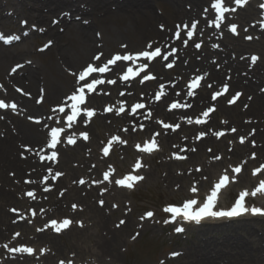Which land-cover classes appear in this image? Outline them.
<instances>
[{"label": "bare ground", "instance_id": "1", "mask_svg": "<svg viewBox=\"0 0 264 264\" xmlns=\"http://www.w3.org/2000/svg\"><path fill=\"white\" fill-rule=\"evenodd\" d=\"M206 2L207 0H6L5 5L2 6L4 2L0 0V23L2 21L10 23L14 21L15 16L9 15L7 10H14L17 15L28 19L29 22L35 25L48 26L51 17L59 18V25H49L42 37L33 34L34 36L30 40H24L23 43L11 47L0 44V79L7 91L5 95L11 97L19 105L18 115L0 113V116L3 117V119H0V243H11L14 230L22 231V237L27 241L25 231L31 230L27 223L15 224V217L6 211L5 207L14 203L20 208H33L36 206L39 209L43 207L45 209L38 214L40 220L43 219L46 213L53 212L58 215L68 213V218L75 219L77 217L78 219H85V221H95L97 227L99 226L101 230L105 231V236L95 244L92 253L99 263H115L117 261L116 247L126 241L128 231L133 226L136 227L137 222H133L132 218H127V223L121 230L112 229L116 211L109 205V201H121V195L126 191L116 185L115 187L113 183H107V193L102 196L107 200V204L103 208L95 205L94 200L100 194L98 193V186L93 181L98 179L100 169L107 165L111 156L98 155L95 149L98 144L109 141L111 133L116 132L121 127L120 122L128 123L129 119L102 113L98 116L96 123L91 125L79 124L72 127L67 125V134L79 138L78 131L87 132L90 139L86 142L80 140L78 144L72 147L62 145L59 149L60 162L55 165L41 161L38 157V151H49V148H47L49 139L46 125L60 118L59 114L52 111L51 104L62 102L68 96L67 92L74 91L75 79L68 76L67 70L80 67L88 62L96 51L104 52V56L109 55L118 49L120 42L127 43L133 48L144 45L149 37L160 40L165 44L173 43L172 38H169V31L173 28H179L182 23L192 21L194 18L200 20L196 39L199 37V40H202L209 31L208 27H205V21L212 17L210 10L205 12L203 9ZM187 7H190V9L188 10ZM156 8H161L165 14L160 16L158 12L154 11ZM62 13H69L70 17L64 16L61 18ZM258 13L259 11L254 5H249L248 8L236 16V21L241 24L243 22L247 23V19L257 17ZM84 21L89 23L86 24ZM160 25L163 26V29L159 28ZM61 29L63 30L61 31ZM252 31L254 32V40L251 43L241 42L228 35L222 41V47L219 50L209 49L210 44L215 41L212 39L207 41L205 51L202 54H197L196 50L189 47L188 44L187 46L181 45V61L176 67L178 75L187 76L191 71L197 70L206 76L209 84L214 85L221 82L225 74H230V85L245 92L251 108L245 112L237 106L228 107L223 100H220L218 102L217 117H212L209 125L203 127L184 125V121L188 117L198 114L201 107L210 103L209 91L203 89L196 98L188 101L187 104H191L188 111L169 112L164 101L166 98H173L176 95L175 89L181 90L183 84L179 83L176 88L169 86V93L161 103L156 104L153 102L149 105V108L153 110L155 117L158 119L176 123L183 122V129L180 133L162 132L160 143L165 154H167V151L177 148L180 143H183L184 146L195 144L193 135L196 130L203 131L204 129L207 130V127H221L222 124L218 117L227 118L234 124L233 126L239 128L240 132L250 137L251 134L247 131L248 125L243 122V117L248 116L258 119L257 124L252 125V128L256 129L252 139L256 138L259 141L258 160H264V94L259 91V86L264 85V67L257 64L249 70L245 61L240 59L244 57L249 49H257L264 56V31L260 28L252 29ZM37 39L53 40L55 42L54 47L45 54L40 56L35 54L33 56L41 60L39 64L34 63L35 65L29 66L25 63L23 68L15 74H10L9 69L13 64L21 61L24 63L25 60H29L26 58L29 52V43ZM138 49L139 47L134 49L135 52ZM211 56L218 59V64L221 65L219 70L210 62ZM152 70L159 74V79L156 82L147 85L137 83L125 85L118 82L115 88L113 87L110 96H95L91 98L90 106L95 109H102L106 103L120 101L119 90L116 87L121 86L122 89L129 87V92H132V95L126 99L130 101L138 97L139 91L149 95L153 88L174 81V77L162 69L160 62H155ZM15 85L21 86L24 94L14 91L13 86ZM42 89L45 104H39L34 100L37 94H41ZM25 93L30 95H25ZM180 98L183 100L186 99V96L182 93ZM30 116L40 118L42 122L40 124L33 123L29 121ZM49 116L53 118L50 120L48 119ZM132 128L129 133L124 134L125 137L136 136L137 131H132ZM156 130L158 129L154 120H152L147 124L144 136H150ZM205 144L215 147L216 151L224 155L225 160L209 162L207 155L203 152ZM24 146H31L32 152L25 151ZM117 146L119 153L117 160L118 164H121L128 158L131 149L129 146L118 144ZM196 147L199 152L188 153V161L193 164L195 162L203 164L204 171L201 174H188L183 169L175 168L181 163L175 160L168 161L165 158L166 156H164L165 161H161L159 164L154 161L148 162L152 155L144 154H141V156L143 155L145 158L144 163L147 169L143 170L144 167L140 171L143 170V176H147L148 181H151V183L159 182L162 177L164 183L171 185L174 182V186H179L178 188L182 186L183 188L184 182L194 177L193 179L199 181L200 186L204 188L209 185L212 181L210 179L214 177L217 171L222 168L228 169L226 161L245 160L247 166L256 161L249 157L251 148L246 143L236 145L230 153H227L225 141L223 139L217 140L212 135H208L206 140H201ZM50 168L54 172L62 173L60 176L62 178L56 184H53L51 178L45 173ZM160 169L163 170V175L156 179L157 170ZM45 176L49 177L48 186L50 191L48 192L43 191L44 182L42 178ZM80 179H84L86 183L80 185L78 183ZM32 180L39 181V183L33 184L31 183ZM25 181L29 182L25 183ZM239 181L240 184L241 182L247 183L250 178L245 173ZM231 187H227L221 193L220 203H224L232 195ZM27 189L34 190L38 198L42 197V199L35 202L25 197L23 191L25 190V193ZM61 191H63V196L60 195ZM257 202L259 207L264 206V194L257 198ZM73 204H79L81 208L78 211H72L69 206ZM255 220H260V217L248 214L238 219L239 225L237 226L232 225L235 220L204 222L200 234L206 236L214 232H220L225 235L221 238V247L218 251L202 247L200 244L198 246L200 249H197L196 253H202V258L207 264H217L219 263L218 260L223 259L229 260L230 264H236V261L249 264L252 262L248 259L251 252L238 242H245L243 238H239L240 231L245 233V236H243L245 239H248L247 236L256 235L255 227L251 222ZM32 230L34 229L32 228ZM70 234L68 240L72 237V242L76 244L86 236L84 230L74 228L66 236ZM33 237L36 243L48 244L57 256L59 253H65L66 244L63 245V240L59 236L48 233L45 228L42 232L34 234ZM72 242H69V245H72ZM205 245L209 246L208 242ZM3 252V249H0L3 264H26L30 259L28 257L8 256L7 253H4L3 256ZM190 252L191 255L195 253L191 249H188L186 253L189 255ZM69 254L72 253L68 252ZM55 257L53 253L40 256L39 264H55Z\"/></svg>", "mask_w": 264, "mask_h": 264}, {"label": "snow or ice", "instance_id": "2", "mask_svg": "<svg viewBox=\"0 0 264 264\" xmlns=\"http://www.w3.org/2000/svg\"><path fill=\"white\" fill-rule=\"evenodd\" d=\"M246 2V0H234V3L237 6H241ZM211 8L215 10V20L214 23L213 21L209 20L208 21V26L209 27H214L215 29H220L221 24L225 18V14L228 13L229 11H235V8H228L224 5L223 0H214V3L211 4ZM208 9H205V12H207ZM64 16H69V13H62L61 18H63ZM79 19V18H77ZM205 19H207V17H205ZM85 23H87V21H84ZM23 24H26L27 22H22ZM59 23V20H53V24H57ZM199 21H193L190 25V28H188L187 25H185V28H187L188 30L186 31V35L189 39H191L193 37L194 32L197 29V25H198ZM179 27V26H178ZM260 27L262 30H264V21H262L260 23ZM161 28L163 29V26H161ZM228 29L230 32H232L233 34H237L236 31V26L235 25H229ZM32 30H37L36 26L33 25ZM39 31L43 32L44 29H39ZM245 31H247V29H245ZM29 33L28 31H25L23 33L24 36H27ZM175 35H177L178 37L180 36V32L175 33ZM222 35V33H221ZM21 37L19 35H12L10 37H5L2 33H0V41H3V43L5 44H12L14 41H18ZM253 37L252 36H246L245 39L246 40H251ZM52 44V41H48L43 47H41L39 49V51L43 52L45 51L48 47H50ZM195 48L199 49L201 48V44L200 43H196ZM122 48H127V45H122ZM212 47L218 48L219 45L218 44H213ZM147 48L152 49V44L151 42H149V44L147 45ZM104 54L102 52L97 53L94 57L93 60L94 61H101V57ZM173 53L171 51H166L162 54L161 52V48L160 47H156L154 50L148 51V50H144V51H140L137 54H116L114 56V58H109L107 59V61H101V64L103 66L97 65V66H92L91 64H89L85 70L81 71L78 75V80L76 82V84L74 85V91L73 94L70 95V100L72 101L71 103V114H68L65 111V107L63 106H58L57 108H53L52 111L53 112H57L59 113H63L64 116L66 117V122L68 127H72L73 124L78 120L79 118V122L84 125L87 126L89 120L88 118H92L94 117V115L96 114L95 109H90L86 106H84L86 104V91L87 92H91L93 90V88L96 85H101L102 83H104L103 80L96 78L95 76H92L93 73H104L106 71V69L108 68V65L110 64H116V62L118 61H134L138 58H142L144 63H141L140 67L146 68L147 67V62L151 61L153 58L155 57H161L163 60L168 61L167 63V67L171 68L173 67L175 60L174 59H169L170 56H172ZM243 59V57H242ZM251 63L255 64L256 61L258 60L257 56H252L251 58ZM213 63H215V60L212 61ZM23 65L21 64H17L16 66H14L11 69V73L10 74H15L18 69L22 68ZM73 75H76V73H72ZM132 75V70L129 69L128 70V74L123 76V80L127 81L128 77ZM87 77H91V79H86ZM155 79V77L153 75H149L147 72L144 73V75L141 77V81L144 80H152ZM204 79V76H197L194 79H192L191 83L188 84V91H187V95L189 97L193 96V89H196L198 86L201 85V80ZM230 79V77H229ZM82 82V83H81ZM107 83L109 84H116L117 80L114 79H108ZM209 87H211V84L208 85ZM17 91H22L21 89L17 88ZM223 92H227L228 91V85L225 84L223 85L222 88ZM107 94V93H106ZM121 95H124L123 92L120 93ZM25 95H30L28 93H25ZM129 95H131V93H129ZM163 95V92H158L155 94V99L157 101H159L161 99ZM176 95H179V93H176ZM221 95V91H216L212 94L211 96V101H216L217 98ZM241 95V93H236L235 96L229 100L228 102L230 104L235 103L236 99H238V97ZM44 101V95H43V89L41 90V95L40 97L37 99V103H42ZM84 106V107H82ZM182 107H191L190 104H181L179 102H173L170 105V109H180ZM146 108V105L144 103H134L131 106L130 112L129 114L131 115H135L137 110H144ZM0 109H11L12 112H16L17 111V104L15 102L13 103H6L4 100H0ZM107 112H112L113 108L108 107L106 108ZM126 111L124 104L121 103L119 107H117L115 109V114L117 116L121 115L122 113H124ZM213 111H215V106H211L209 108H207V110L203 111L202 115L203 117L207 118L209 117L210 113H212ZM148 116H151V112L149 111L147 113ZM52 116H49L48 119H52ZM0 119H3L2 116H0ZM30 120L34 119L33 117H29ZM35 122L37 124L40 123V119H35ZM187 122L188 124H192L195 123L197 125H201V124H206L207 121L204 119H195V121H193V119L191 117L187 118ZM158 123L162 124L163 129L168 130L171 129L172 131H175L176 129L180 128V124H171V123H164L162 121H158ZM63 131V129L59 128V127H54L51 128V143L47 145V148L49 149H56L58 143L60 142L59 137L61 135V132ZM125 132L129 131V129L125 128L124 129ZM132 131H136V128H132ZM232 132H235L236 129L232 128L231 129ZM254 131V130H253ZM207 134L206 131H201L198 133V138H203L205 135ZM225 133L222 131H216L213 132L212 135L216 136V137H221L223 136ZM83 139L85 141L88 140V133L87 132H83L81 133ZM160 132H155L153 137H152V141L147 143L145 146H140V145H136V148L139 152L141 153H151L153 151V149H155L157 147V143L155 140L156 136H159ZM75 142V137L74 136H69L67 138V143L68 144H73ZM113 143H119V144H126L127 142L125 140H122L119 136H114L111 138V140L108 143L107 147L103 148V155L105 157L109 156V150L112 147ZM240 143H244V139L241 138L240 139ZM253 146H255V142H253ZM197 149L195 147H190L187 149H183L182 151H186V152H195ZM209 151H211V149H209ZM57 152L53 151L51 153V155H48L46 157V159L48 161H56L57 160ZM175 155V154H174ZM253 158H255V153L252 154ZM45 157L41 156V159L43 160ZM176 159H182L183 157H181L180 155H175ZM214 159L216 160H220L221 157L220 156H215ZM93 167H95V165H93ZM142 167L141 162L138 160L136 162V164L134 165V169L133 171H137ZM262 169H264V165H262L260 168H257L253 171V176L257 175ZM49 172L52 171V169L50 168L48 170ZM196 171H200V169H196ZM242 171V166H236L232 168V172L234 174H240ZM62 173L60 172H55L54 176L52 177V179H56L59 176H61ZM110 175H111V171L105 172L103 174V178L101 180H96L93 181L94 184L96 185H100L103 184L105 182L111 183L112 181L110 180ZM43 182H44V187H43V191L44 192H48L50 191V187L48 186V180L49 177L45 176L42 178ZM144 177L142 175H134V174H129L124 176L121 179H117L115 180V183L118 186L121 187H126L131 189L134 186V183L136 181H140L143 180ZM206 179V177H205ZM229 174L227 173V171L223 174V176L219 179V182H217L215 184L214 189L211 190L210 195H206V199L204 201H200L198 196L196 195L197 193V188L195 186L191 187L189 189V191L191 193H193V197L189 198L186 200V202H183L182 207H165L164 211L167 213H170L171 216L173 217V219H175L176 217H182L183 220L187 221V222H194L196 224H200L203 220H205L206 218H214V219H233V218H239L248 214H251L252 216H259V217H264V208L261 207H256V206H251L249 207L246 204V197H248L249 195H251L253 198L256 197L258 194H264V180H260L259 181V186L253 190L251 193H249L248 191H241L239 194V198L235 200L234 204L227 209H221L218 208V192H220L221 189H223L225 187V182L229 181ZM29 181H25V183H28ZM31 183L35 184V183H39V181L36 180H32ZM78 183L80 185H84L86 183V181L84 179H80L78 181ZM179 187V186H177ZM107 191L106 188H102L100 190V195L103 196L104 193ZM26 195L30 198H32L33 200L36 199V192L34 190H30L27 191ZM61 196H63V191H61L60 193ZM99 204L101 206L104 205V201L101 199L99 201ZM113 207L115 208L116 205H113ZM78 208V206L76 204L72 205V210L76 211ZM35 211H33V215H35ZM154 214L153 212L149 211L147 213L144 214V216L141 217V220L145 219V218H150L152 217ZM169 221H165V223H168ZM73 223L71 218H63L62 222L58 223L56 220H52L50 222V227L52 229H54L57 233H59L61 230L68 228L71 224ZM76 223H80L79 221H77ZM125 221L121 220L120 223L117 225V227H119L120 225L124 224ZM38 231H43V229H38ZM176 232L181 233L184 232V228L183 227H177L175 229ZM138 235V233H137ZM136 237L133 236V239H135ZM14 251L16 252H20V253H28V254H32L33 253V249L31 247H17L14 249ZM179 253H175L174 255H178Z\"/></svg>", "mask_w": 264, "mask_h": 264}, {"label": "rangeland", "instance_id": "3", "mask_svg": "<svg viewBox=\"0 0 264 264\" xmlns=\"http://www.w3.org/2000/svg\"><path fill=\"white\" fill-rule=\"evenodd\" d=\"M154 11L157 13V9H154ZM161 14V13H160ZM20 21L22 18H20L17 22V26H20ZM25 22V21H24ZM7 30H11V27H6ZM14 28V27H13ZM243 30L240 28V31ZM243 36L239 38L241 41H245L246 33H242ZM122 43V42H121ZM40 42H37L35 45H32V42L29 43L30 51L32 50L33 53L38 52L37 45H39ZM41 46V45H40ZM30 52L28 56H34V54ZM250 54H256L258 57L262 56L261 51L257 49H250L248 50L247 56L249 57ZM40 56V55H37ZM35 58V57H34ZM29 59H32V57H29ZM34 62L38 63L41 62V60H38L35 58L32 59ZM84 66L81 65L80 67L71 68L72 70L76 71L80 70ZM261 86H259L260 89ZM261 91H264V88H261ZM58 103V102H57ZM243 106V103L240 104V107ZM247 117V116H244ZM243 117V118H244ZM219 119V117H218ZM206 147L207 144L204 145V153H206ZM216 152L212 154L214 157L216 155ZM115 155L113 157H117V150H115ZM207 154V153H206ZM130 159H127L126 162L124 161L123 167L121 168V173L125 172V170L130 169L132 167L133 162L136 159V155L130 153ZM162 155H156V157L153 159L157 164H159V161L161 160ZM168 158V157H166ZM112 160L116 162V158ZM262 160H257L253 167H244V170H246L247 173L251 172L250 170L254 169V165H258ZM199 162L197 164L190 163L189 161L182 163L179 166H175V168H183L185 170H188L189 167H192V171L196 174H198V171L196 169L198 167H202L199 165ZM241 164V163H240ZM229 166L233 165L236 166L235 162L229 163ZM243 165V164H242ZM255 166V167H256ZM197 167V168H196ZM203 169V167H202ZM162 169L157 170L156 179L161 177L163 175ZM201 174V173H200ZM160 175V176H159ZM215 181H216V175ZM159 181V180H158ZM195 183L193 179L189 178L188 181L184 182L183 188H178L174 186V182L169 185L168 183L163 182V178L161 177L159 182H152L148 181L147 179L141 186H139L135 191L130 193V195H126L125 198L121 201L113 202V200L109 201L111 207L113 203H116V206H118V209H116L115 218L113 220V228L119 229V227H122L120 225L117 227V225L120 223L121 220H124L128 218H132L133 222H137L139 225L136 227H132L130 231L127 233V237L130 236V238H133L135 236L136 238L131 240L130 239L126 243H120L121 245L116 247V251L118 253V261L115 264H207L206 261L202 258V253H196L197 249H200L198 246L201 244L202 247L209 248L210 250H216L218 251L219 247H221V238L224 236V233L220 232H214L211 235L204 236L203 234H200L201 230L203 229V226L194 227V226H185L186 232L183 235H177L175 229L176 225H172L169 223H165L166 218L164 217V213L162 210V207H164L167 204L175 203V204H181L183 201L189 199L194 194L189 191V189L193 186H195ZM212 183V182H210ZM257 182H252L250 184V189L255 188ZM197 188V187H196ZM242 187L240 185H235L232 187L233 194H236L238 190H240ZM185 189V190H182ZM209 190L208 188H203L200 185L197 188L198 193L202 196L205 193H207ZM235 195L233 196V198ZM232 198V199H233ZM98 197L95 198L94 203L96 206H100L98 203ZM115 201V200H114ZM13 205H16L15 203ZM8 205L6 207V210L8 207L13 206ZM17 208L16 206H13ZM121 210V211H120ZM152 210L155 213V216L151 222H143L141 220V217L144 216L145 211ZM27 213V212H25ZM128 216H124V215ZM67 215V214H66ZM57 215L56 213H53V215H49V217H46L44 221H47L48 219L53 218H63L66 216ZM124 218V219H123ZM253 226L255 227L256 235L254 236H247L248 239H245L243 236H245V233L243 231H240L239 238H243L245 242H238L240 244H243L249 249L250 256L248 259L252 260L249 264H264V220H255L251 221ZM37 223V221H35ZM232 225H239V222H235ZM145 227V228H144ZM75 229L78 230H84L86 232V236H84L78 244L75 242H72V237L70 238L71 234L61 235V240H63V245L66 244V247L64 248L65 253H59L54 255L57 256L54 258V263L58 264V259L66 260V262L69 264L72 262V260H69V253H74L73 255H76V258L80 260L82 264H93L91 260L95 259V255L92 253L94 251L95 244L103 239L104 232L101 230V227H97V224L95 221H85V224L77 225ZM122 229V228H121ZM119 229V230H121ZM138 233V235H137ZM135 234V235H134ZM33 235L31 234L29 238H32ZM214 241V242H212ZM69 242H72V245H69ZM206 242H208L209 246H206ZM38 252H40V247L36 246ZM44 248V247H43ZM63 248V247H62ZM73 249V251H72ZM188 249H191V251H194L195 253L193 255H188L186 252ZM175 253H179V257H174ZM184 253V255H183ZM37 254V252H36ZM68 255V256H67ZM2 255H0L1 257ZM74 257L71 256L70 259H73ZM234 258V257H233ZM230 259V258H229ZM210 260V259H209ZM225 260V261H224ZM233 261L232 259H230ZM38 261L31 258L29 261L26 262V264H35ZM219 263L217 264H230L229 260L223 259L218 260ZM229 262V263H228ZM235 262V261H234ZM236 264H244L243 262H235ZM73 264H76L75 261H73ZM103 264H109V263H103Z\"/></svg>", "mask_w": 264, "mask_h": 264}]
</instances>
